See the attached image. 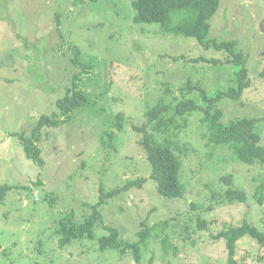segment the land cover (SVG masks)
<instances>
[{
	"label": "rangeland",
	"instance_id": "374dc122",
	"mask_svg": "<svg viewBox=\"0 0 264 264\" xmlns=\"http://www.w3.org/2000/svg\"><path fill=\"white\" fill-rule=\"evenodd\" d=\"M134 16L131 0H0V189L11 187L0 190V264H134L129 252L100 249L98 239L108 233L104 224L118 229L121 240L136 241L143 221L150 236L139 264H228L224 239L212 235L243 220L261 227L250 196L264 166L238 162L227 146L202 134L207 103L199 91L187 95L198 107L180 132L187 146L184 198L157 193L139 145L141 133L130 125L101 142L116 113L137 125L158 97L166 91L179 96L188 80L209 96L235 85L236 66L192 61L224 60L227 52L163 32L157 23L135 22ZM208 21L206 40H234L250 80L239 99L216 103L220 121L259 119L255 129L264 144V0H220ZM71 46L87 67L81 85L89 102L69 121L46 129L38 143L40 166L24 155L17 136H28L41 114L57 111L56 100L81 68L72 62ZM226 175L249 195L246 203L214 201L208 208L213 191L227 188ZM37 179L42 184H34ZM129 181L140 185L106 198L99 207L103 224L95 226L92 238L60 244L56 229L65 212L80 222L99 199L100 186L107 192ZM197 217L205 228L197 227ZM184 225L190 231L186 239ZM235 258L239 264H264V247L243 238Z\"/></svg>",
	"mask_w": 264,
	"mask_h": 264
},
{
	"label": "trees",
	"instance_id": "16d2710c",
	"mask_svg": "<svg viewBox=\"0 0 264 264\" xmlns=\"http://www.w3.org/2000/svg\"><path fill=\"white\" fill-rule=\"evenodd\" d=\"M219 4L220 0H131L132 8L135 11V22L157 23L163 32L193 37L204 47H208L211 43L216 49L227 52L224 60L199 57L192 61L229 63L239 68L235 72V85L218 90L214 96L207 95L200 84L188 80L187 84L180 88L179 96L173 94L172 91H166L164 95L158 97L155 103L144 111L143 121L141 120L142 122L140 121L139 124H132L129 116L118 112L110 122L108 130L104 132L101 142H105L106 137L112 139L115 136V130L123 129L125 124L141 133L139 145L150 166L149 177L155 181L156 191L163 197H185L186 185L181 174L182 155L187 152V146L180 140V132L188 126L189 116L197 110L196 102L187 97L194 90L199 91L202 99L207 103L201 118L206 129L202 134L214 145L227 146L238 162L245 165L264 166V144L260 142V135L255 129L259 119L240 117L223 123L220 121L222 112L216 107V103L224 97L233 100L239 99L242 90L250 85L248 72L245 68L246 59L240 51L236 50V42L228 40L218 43L216 40H206L209 31L208 20L216 13ZM71 50L75 53L72 62L81 68L71 75L70 83L64 86L65 93L56 100L57 111L41 114L28 136H17L24 155L40 166L44 164V160L38 143L46 129L60 126L69 121L75 110L86 106L89 102L83 85H81V76L87 67H82L80 64L78 48L71 46ZM166 96L171 97L167 99ZM113 148L115 147L113 146ZM223 181L227 184V188L224 191H213L211 205L208 208L212 209L215 202L216 204L246 203L249 195L244 189L234 186L231 175L224 176ZM34 184L40 185L42 181L37 179ZM134 185L140 184L137 181H129L126 185L107 192L100 186L99 199L91 205V213L80 222L74 220L73 212H65L59 218L56 229L60 236V244L67 245L78 239L92 238L95 226L103 224L99 210L100 205L106 198ZM9 188L11 187L4 185L0 190ZM251 188L253 194L250 198L252 197L259 207L258 217L261 227L248 220H243L239 225L229 224L222 231L212 235L216 239H224L228 264H239L235 257L237 244L243 238H251L259 247H264V177L254 178ZM199 207L197 206V208ZM197 220L199 229L206 227L204 220H200L198 217ZM141 224L143 228L136 233L138 239L133 242L121 240L118 229L103 224L108 233L99 237L100 249H114L120 253L129 252L134 264H139L142 245H146L150 236V227L146 221ZM159 224L162 225V230L167 227L166 220ZM184 226L186 234L182 237L186 239L190 237V231L187 225ZM166 242L167 236L162 239L164 249L167 248ZM258 259L260 260L259 257Z\"/></svg>",
	"mask_w": 264,
	"mask_h": 264
}]
</instances>
